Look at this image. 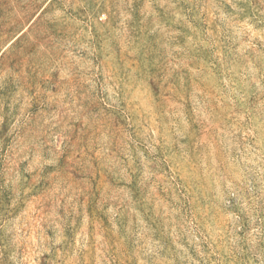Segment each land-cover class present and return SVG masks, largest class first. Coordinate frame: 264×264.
<instances>
[{
    "label": "rangeland",
    "instance_id": "obj_1",
    "mask_svg": "<svg viewBox=\"0 0 264 264\" xmlns=\"http://www.w3.org/2000/svg\"><path fill=\"white\" fill-rule=\"evenodd\" d=\"M0 264H264V0H0Z\"/></svg>",
    "mask_w": 264,
    "mask_h": 264
}]
</instances>
